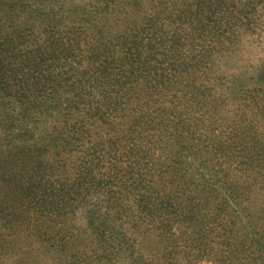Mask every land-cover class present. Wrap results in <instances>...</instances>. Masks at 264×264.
Masks as SVG:
<instances>
[{
  "label": "trees",
  "instance_id": "1",
  "mask_svg": "<svg viewBox=\"0 0 264 264\" xmlns=\"http://www.w3.org/2000/svg\"><path fill=\"white\" fill-rule=\"evenodd\" d=\"M99 1H105L104 10L112 9L115 19L108 22L111 44L117 41L116 47H122L100 49L95 61L47 62L55 60L53 52L64 53L57 46L51 53L38 48L16 65L4 58L7 51L0 47V264L21 233L30 240L28 248L37 252L38 246L56 254L55 264H92L94 256L98 264H145L134 241L127 240L124 216L130 217L127 222L134 229L143 221H161L159 229L144 225L170 236L173 226L165 218L172 221L170 216H180L172 189L177 184L179 192L185 181L183 174L173 176L174 168L167 161L162 169L150 159L164 143L166 151L186 166L190 137L210 97L200 94L207 90L198 84L210 75L211 57L223 44L233 42L238 22L249 30L252 16L264 5V0H177L185 7L182 12L175 2L168 6V0H123L127 4L121 8L126 12L119 14L120 0ZM130 8L142 9L145 15L136 18ZM148 14L147 32L153 33L146 42L137 30ZM162 19L171 20V32L157 30ZM256 73L252 80H258L264 93V68ZM140 87L150 91L146 98L157 107L133 108ZM170 92L174 98L179 92L188 96L191 110L179 111L181 104L167 101ZM55 94L57 100L60 96L67 102L63 109V104L53 102ZM8 96L21 104L19 115L2 103ZM23 103L29 107L24 109ZM45 113L44 118L61 114L65 120L56 137L46 125L44 135H39L38 117ZM89 130L93 136L89 137ZM57 139L64 143L56 144ZM170 155L165 159L170 160ZM155 183L156 196L151 191ZM91 199H96L93 206L83 209L87 216L83 249L69 251L75 238L70 216L81 207L78 203L90 204ZM230 199L225 196L224 203Z\"/></svg>",
  "mask_w": 264,
  "mask_h": 264
},
{
  "label": "rangeland",
  "instance_id": "2",
  "mask_svg": "<svg viewBox=\"0 0 264 264\" xmlns=\"http://www.w3.org/2000/svg\"><path fill=\"white\" fill-rule=\"evenodd\" d=\"M168 1V6L173 2L177 5V0ZM35 2L0 0V47L7 51L4 58H10L12 63L16 61V65L21 64L26 56L38 48L51 53L53 47L59 46L60 52L64 53L53 52L56 61L48 59L47 62L71 64L77 58L86 65L95 61L97 54L101 55L100 49L122 47H116L119 43L117 41L111 44L113 35L109 34L108 22L115 19L110 15L112 9L104 10L105 1ZM126 4V1H119L116 7L119 14L126 12V9L121 8ZM177 8L182 12L185 10L182 3ZM106 12H109V17ZM133 14L139 19L145 15L138 8L133 9ZM147 18H151L150 14L140 22L137 30V33L142 31L146 42L150 33H153L147 32ZM170 24L171 20L162 19L157 30L161 29L162 33L171 32ZM162 33L158 32V37ZM210 65L211 72L207 76L209 79L206 77L198 84L204 85L207 90L200 94L210 97L203 103L206 108L198 115L200 119L196 125L197 131L193 130L195 134L190 137L188 146L192 149L187 152L189 157L186 166L181 164L180 159L172 157L171 151H166L164 143L150 159L156 163L157 168L162 169L167 161L175 172L177 170L173 176L183 174L185 178L182 190L178 192L177 184L172 189L173 193H177L179 206L176 207L180 216H170L172 221L165 218L172 223L171 235L155 230L163 227L161 221L154 224L143 221L155 229L142 223L138 225L139 228L134 229L127 222L130 217L127 214L124 216L127 240L131 238L134 241L145 264H264V93L259 91L262 89L257 84L258 80H252L256 72L264 68V5L259 6L254 17L252 16L249 30L238 22L233 42L223 44L212 55ZM149 92L144 87L139 88L140 97L133 106L135 110L146 104L157 107V104L147 100L145 93ZM56 96L55 94L53 102L63 104V109L67 102H63L60 96L57 100ZM14 100L12 96H8L2 99V103L8 109L17 110L19 115L22 112L21 104ZM187 100L188 96L182 92L176 98L170 92L167 99L177 105L181 104L178 105V110L182 112L191 110ZM33 102L31 99V104ZM22 106L24 109L29 107L24 103ZM46 114L38 117L41 126L39 135H44L46 125L48 133H53L56 137L65 120L61 114L44 118ZM18 115L16 118L20 119ZM26 126L29 130L32 129L31 122L26 123ZM53 126H57V129L52 132ZM93 135L94 131L89 130V137ZM49 140L54 144V138ZM62 143L64 142L58 143L57 139L56 144ZM229 144H232L230 149ZM84 153L82 148L80 155ZM227 154H230L228 158L223 157ZM75 155L77 158L79 154L74 153V158ZM166 155H170L171 159L166 160ZM49 157L51 160L55 157L52 147ZM61 159L64 161L66 155L62 154ZM206 161L208 163L205 165ZM252 162L256 164L253 166ZM168 184V191L171 193L172 187ZM151 187L156 196V183ZM229 195L231 199L226 205L225 196ZM95 201L96 199H91L90 204L78 203L81 207L70 216L69 226H73L71 230L75 238L73 237L69 251L83 249L81 243L84 241L81 238L87 219L84 212L86 206L88 209ZM184 216L188 218L184 219ZM23 237L27 238V234L21 233L14 238L15 244L3 264H55L56 254L47 253L44 248L38 249V246L37 252L33 251L27 245L30 240L26 241ZM92 260V264L99 263L96 256ZM101 264L106 263L104 261Z\"/></svg>",
  "mask_w": 264,
  "mask_h": 264
}]
</instances>
